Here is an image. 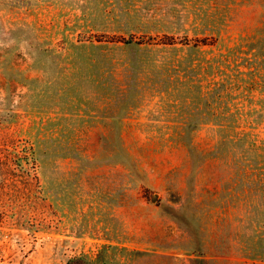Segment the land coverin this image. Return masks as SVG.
I'll return each mask as SVG.
<instances>
[{"label": "rangeland", "instance_id": "374dc122", "mask_svg": "<svg viewBox=\"0 0 264 264\" xmlns=\"http://www.w3.org/2000/svg\"><path fill=\"white\" fill-rule=\"evenodd\" d=\"M0 259L264 264V0H0Z\"/></svg>", "mask_w": 264, "mask_h": 264}, {"label": "water", "instance_id": "95a60500", "mask_svg": "<svg viewBox=\"0 0 264 264\" xmlns=\"http://www.w3.org/2000/svg\"><path fill=\"white\" fill-rule=\"evenodd\" d=\"M150 200H151V202H157V200H158V195L157 194H153V195H151L150 196Z\"/></svg>", "mask_w": 264, "mask_h": 264}, {"label": "built area", "instance_id": "2783aa9c", "mask_svg": "<svg viewBox=\"0 0 264 264\" xmlns=\"http://www.w3.org/2000/svg\"><path fill=\"white\" fill-rule=\"evenodd\" d=\"M0 264H9V263L4 262L2 259H0Z\"/></svg>", "mask_w": 264, "mask_h": 264}]
</instances>
